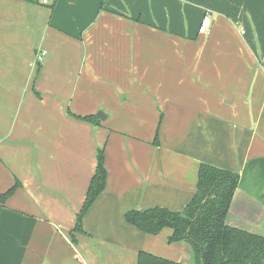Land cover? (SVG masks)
I'll use <instances>...</instances> for the list:
<instances>
[{"label": "crops", "instance_id": "0c3cea01", "mask_svg": "<svg viewBox=\"0 0 264 264\" xmlns=\"http://www.w3.org/2000/svg\"><path fill=\"white\" fill-rule=\"evenodd\" d=\"M39 1L0 0V196L19 183L0 204V264L188 256L125 214L182 211L203 163L242 176L235 197L264 175V0ZM101 149L106 189L73 244ZM230 222L264 234V216Z\"/></svg>", "mask_w": 264, "mask_h": 264}, {"label": "trees", "instance_id": "16d2710c", "mask_svg": "<svg viewBox=\"0 0 264 264\" xmlns=\"http://www.w3.org/2000/svg\"><path fill=\"white\" fill-rule=\"evenodd\" d=\"M32 2V0H27ZM40 3L39 0H36ZM54 4L49 5L51 9ZM38 60V75L42 70ZM76 119L93 124L100 123L96 116H79ZM108 172L105 166V152L98 153L97 169L91 179L81 211L77 215L75 227L71 231L73 244L76 234H85L83 221L99 196L105 191ZM242 185V176L236 172L203 163L198 171L196 192L180 212L155 207L144 211L131 210L125 214V221L148 235H158L165 229L172 231L170 244L184 242L192 249L194 264H264V235L251 233L230 226L227 219L235 193ZM19 187L16 183L0 196L4 204ZM137 264H186L141 251Z\"/></svg>", "mask_w": 264, "mask_h": 264}, {"label": "rangeland", "instance_id": "374dc122", "mask_svg": "<svg viewBox=\"0 0 264 264\" xmlns=\"http://www.w3.org/2000/svg\"><path fill=\"white\" fill-rule=\"evenodd\" d=\"M43 57V56H42ZM243 191L236 196L231 208H230V215L231 217H228V222L231 221L232 218L236 217L238 214L247 215V218L252 220H256V217L262 220L264 216V207H263V201H264V175L261 176H248L246 177L244 183H243ZM252 196V198L250 197ZM260 199L261 201H259ZM229 224V223H228ZM233 224V223H232ZM231 225V222L229 224ZM259 235H264L262 232H258ZM191 248V247H190ZM188 256H185L184 258H180V262L186 263V264H194V259L192 256V250L188 249ZM187 255V253H185ZM167 258V257H164ZM169 259V258H168Z\"/></svg>", "mask_w": 264, "mask_h": 264}, {"label": "built area", "instance_id": "2783aa9c", "mask_svg": "<svg viewBox=\"0 0 264 264\" xmlns=\"http://www.w3.org/2000/svg\"><path fill=\"white\" fill-rule=\"evenodd\" d=\"M48 0H45L47 2ZM212 15L210 13H207L202 21L201 27H200V33L202 34H208L210 31V28L212 26Z\"/></svg>", "mask_w": 264, "mask_h": 264}, {"label": "water", "instance_id": "95a60500", "mask_svg": "<svg viewBox=\"0 0 264 264\" xmlns=\"http://www.w3.org/2000/svg\"><path fill=\"white\" fill-rule=\"evenodd\" d=\"M96 116L99 120H102V121L106 119V115L103 112H99Z\"/></svg>", "mask_w": 264, "mask_h": 264}]
</instances>
